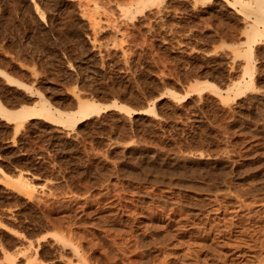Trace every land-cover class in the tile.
I'll use <instances>...</instances> for the list:
<instances>
[{"label":"rangeland","instance_id":"rangeland-1","mask_svg":"<svg viewBox=\"0 0 264 264\" xmlns=\"http://www.w3.org/2000/svg\"><path fill=\"white\" fill-rule=\"evenodd\" d=\"M258 1L0 0V68L19 82L0 75L7 108L42 95L73 110L77 94L133 111L17 129L0 115V264H77L62 235L82 240L91 264L148 251L153 264H264ZM246 67L254 82L234 97L226 88L252 80ZM202 80L216 88L191 90ZM20 172L31 190L14 180ZM155 225L174 237L154 242Z\"/></svg>","mask_w":264,"mask_h":264},{"label":"bare ground","instance_id":"bare-ground-1","mask_svg":"<svg viewBox=\"0 0 264 264\" xmlns=\"http://www.w3.org/2000/svg\"><path fill=\"white\" fill-rule=\"evenodd\" d=\"M259 9H262L264 11V5L262 4V1L259 0ZM264 26V24H263ZM252 37H251V40H255L256 36L258 33L260 32H264V28L261 29V31H259V29H257L256 27H253L252 28ZM251 33V32H250ZM264 34V33H263ZM251 48L246 50V52L244 53V56L250 60L251 58ZM245 73H248L249 74V77L252 79L250 81H246L244 83L241 82V79H238V80H235L234 82H232L229 86H227L226 89H232V88H235L234 92H235V95L234 97H237L239 96L241 93H243L245 90L249 89L251 87V85L253 84L254 82V73L253 71H251V69L249 67H246L245 69ZM0 75H2L3 77L7 78L8 81L10 82H18L16 79H14L13 76L9 75L6 71H4L3 69L0 68ZM19 83V82H18ZM205 87H209V88H216L215 84L211 81H208V80H202V81H195L193 84H192V87H191V90L193 91H197V92H201ZM188 92H186L185 94L183 95H177V93L175 92H172V95L174 98H176L177 100H182V99H185L188 95H187ZM228 96H225V98H227ZM109 108H117V109H120V110H125L126 112L128 113H131L133 112L127 105L123 104V103H118L117 101L113 100V101H110L108 103H100V102H97L96 100H93V99H90V98H83L79 95L76 94V106L73 110H62L56 106H51V103H49L47 101V99L44 98V96H40L39 99L34 102L33 104L31 105H21L15 109H10V108H7L0 100V115L3 116L4 118H6L7 120H11V121H14L15 122V128L17 129L20 125L23 124V122L27 119H30V118H34V117H45L46 119H50L52 120L53 122L57 123V124H60V125H65V126H75L78 122L82 121L83 119H86V118H89L93 115H98L100 114L101 112L109 109ZM145 111H152L154 113V109L153 107L149 108V109H146ZM136 112V111H135ZM161 160V159H160ZM163 160V159H162ZM193 160V159H192ZM163 162V161H162ZM161 162V163H162ZM157 163V162H156ZM155 163V164H156ZM151 165V164H150ZM154 164H152L153 166ZM175 166V165H174ZM169 167V166H168ZM174 168V167H173ZM213 169V168H212ZM207 171H208V167H207ZM214 171V170H213ZM217 171V170H216ZM210 172V171H209ZM196 173V172H195ZM213 173V172H212ZM218 173V172H217ZM200 174V173H199ZM198 175V174H196ZM202 175V174H201ZM214 175V173L212 174ZM211 173H209V178L212 176ZM218 175V174H217ZM215 176V175H214ZM214 176H212L214 178ZM219 176V175H218ZM211 177V178H212ZM17 184L23 186L24 188H32V184H30V181H28V179L26 177L23 176V174L20 172L19 174H17L16 178L14 179ZM15 181H14V184H15ZM102 207V206H101ZM99 208V207H98ZM40 209V208H39ZM96 210V209H95ZM155 211V210H154ZM146 212V211H145ZM46 213V212H45ZM42 214V213H41ZM114 214V213H113ZM138 214V213H136ZM39 220V219H38ZM179 220V219H178ZM131 221V220H129ZM179 222V221H178ZM49 224V223H48ZM69 224V223H68ZM156 224V223H155ZM179 225V224H178ZM39 226V225H38ZM70 226V225H69ZM84 226V225H83ZM153 226V225H152ZM158 225H155L153 227V229L155 230H152V232L154 231V234L158 235V233L160 234L159 236H157L158 238L161 236V238H159V240H157L158 238L155 236V238H157L154 242H161L164 241V240H167L173 236L172 234L170 235L171 237L168 238L166 236V238H164L163 240V233L161 234V232L159 230H156ZM168 226V225H167ZM173 226V225H172ZM44 227V226H43ZM54 227V226H53ZM64 227V226H63ZM77 227V226H76ZM151 227V225H150ZM68 228V226L66 227ZM152 228V227H151ZM159 228V226H158ZM163 228V227H162ZM170 228V227H169ZM50 229V228H49ZM59 229V228H58ZM62 229V228H61ZM164 229V228H163ZM64 230V229H63ZM69 230V229H67ZM74 230V229H73ZM72 230V231H73ZM117 230V229H116ZM148 230V228H147ZM87 231V230H86ZM165 230H163L164 232ZM178 231V230H177ZM60 232V231H59ZM62 232V231H61ZM60 232V233H61ZM90 232V231H89ZM66 234V232H64ZM121 233V232H120ZM165 234H167L168 232H164ZM63 234V233H62ZM61 234V235H62ZM69 235V233H67ZM76 234V233H75ZM106 234V233H105ZM144 234V233H143ZM170 234V233H169ZM178 234V233H177ZM60 236V234H58ZM57 235V236H58ZM66 235V236H68ZM89 235V234H88ZM168 235V234H167ZM63 236V235H62ZM61 237V239L63 240V243L62 241L59 239V237H57L60 241H61V246L62 244H64V246L68 245L69 248L71 247V250L73 255H75V258H76V263L77 264H91L90 261H87L88 259V256L86 255V253L84 252L85 250H83V246H82V240L79 241V240H74V237L72 235H69L68 238H66L67 240H64L63 237ZM99 236V235H98ZM141 236V235H140ZM169 236V235H168ZM123 237V236H122ZM174 237V236H173ZM177 237V236H176ZM56 238V239H57ZM139 240V235L137 237ZM148 238V237H147ZM150 238V237H149ZM154 238V239H155ZM84 239V238H83ZM96 239V238H95ZM141 239V237H140ZM146 239V237H145ZM86 240V239H85ZM88 240V239H87ZM147 240V239H146ZM146 240H144L145 242H147ZM178 240V239H177ZM92 241V239H91ZM123 241V240H122ZM141 241V240H139ZM137 241V242H139ZM144 241L140 244V245H146L148 246V242L145 244ZM52 242V241H51ZM58 242V241H57ZM84 242V241H83ZM127 242V241H125ZM165 242V241H164ZM30 243V242H29ZM43 243V242H42ZM60 243V242H59ZM91 243V242H90ZM98 243V242H97ZM166 243V242H165ZM178 243V242H177ZM186 243V242H185ZM189 243V242H188ZM54 244V243H53ZM89 244V243H88ZM170 244V243H169ZM176 244V243H175ZM181 244V243H180ZM31 245V243L29 244ZM156 245V244H155ZM168 245V244H167ZM43 246V245H42ZM57 246V245H55ZM88 246V245H87ZM90 246V245H89ZM151 246V245H150ZM157 246V245H156ZM202 246V245H201ZM211 246V245H209ZM53 247V246H52ZM125 247V246H124ZM127 247V246H126ZM143 247V246H142ZM159 247V246H158ZM175 247V246H174ZM182 247V246H181ZM203 247H207V246H203ZM43 248V247H42ZM46 248V247H45ZM44 248V249H45ZM60 248V247H59ZM86 248V247H85ZM94 248V247H93ZM121 249V247H118ZM145 248V247H144ZM149 248V247H148ZM173 248V247H172ZM200 248V247H199ZM209 248V247H208ZM28 249V248H27ZM62 249V247H61ZM189 249V248H188ZM210 249V248H209ZM49 250V249H48ZM55 250V249H54ZM63 250V249H62ZM96 250V249H95ZM123 250V249H122ZM125 250V249H124ZM148 250V249H147ZM65 251V250H64ZM163 251V250H162ZM193 251V250H192ZM191 251V252H192ZM44 252V251H43ZM56 252V251H55ZM103 252V251H102ZM116 252V251H115ZM144 252V250H143ZM205 252V251H204ZM8 253V252H6ZM42 253V252H41ZM48 253V252H47ZM50 253V252H49ZM68 253V252H67ZM71 253V252H70ZM136 253V252H135ZM138 253V252H137ZM146 253V257L144 259H142L140 256L142 255H138L140 260H137L139 258H137L136 260H134L135 262H137L139 264H153V255H151L150 251L148 252H145ZM185 253V252H184ZM117 254V253H116ZM8 255V254H7ZM11 255V254H10ZM8 255V256H10ZM43 255V253H42ZM56 255V254H55ZM64 255V254H63ZM72 255V254H71ZM72 255V256H73ZM123 255V254H122ZM165 255V254H164ZM178 255V254H177ZM182 255V254H181ZM196 255V254H195ZM198 255V254H197ZM61 256V255H59ZM90 256V255H89ZM134 256V255H133ZM137 256V257H138ZM168 256V255H167ZM52 257V256H51ZM56 257V256H55ZM91 257V256H90ZM89 257V258H90ZM122 257V256H121ZM120 257V258H121ZM158 257V256H157ZM166 257V256H164ZM182 257V256H181ZM193 257V256H192ZM9 258V257H8ZM14 258V256H13ZM13 258L11 257V264H12V260ZM44 258V257H43ZM50 258V257H49ZM107 258V257H106ZM105 258V260H106ZM124 258V257H122ZM121 258V259H122ZM126 258V257H125ZM3 259V257H2ZM10 259V258H9ZM53 259V257H52ZM69 259V258H68ZM92 259V258H90ZM95 259V258H94ZM119 259V261L121 260ZM166 259V258H165ZM185 259V258H184ZM192 259V258H191ZM196 260H198V258H195ZM15 260V259H14ZM70 260V259H69ZM68 260V261H69ZM73 260V259H72ZM89 260V259H88ZM223 260V259H222ZM39 261V260H37ZM67 261V262H68ZM109 261V260H108ZM107 261V262H108ZM126 261V260H125ZM139 261V262H138ZM200 261V260H198ZM218 261V260H217ZM40 262V261H39ZM38 262V264H40ZM60 262V261H59ZM66 262V263H67ZM93 262V261H92ZM97 262V261H96ZM105 262V261H104ZM122 262V261H121ZM135 262H133L132 260V264ZM162 262V261H161ZM197 262V261H196ZM15 263V262H14ZM65 263V264H66ZM71 263V260L68 262V264ZM129 263V262H128ZM186 263V262H185ZM194 263V262H193ZM72 264V263H71ZM189 264V263H188Z\"/></svg>","mask_w":264,"mask_h":264}]
</instances>
